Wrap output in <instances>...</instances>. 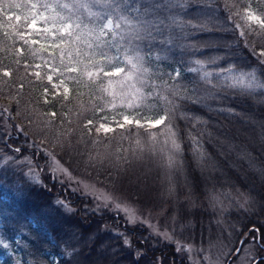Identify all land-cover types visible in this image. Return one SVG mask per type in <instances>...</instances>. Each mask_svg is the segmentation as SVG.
<instances>
[{"label": "trees", "instance_id": "trees-1", "mask_svg": "<svg viewBox=\"0 0 264 264\" xmlns=\"http://www.w3.org/2000/svg\"><path fill=\"white\" fill-rule=\"evenodd\" d=\"M41 2L53 5L40 11L56 20L38 19L33 30L29 0H0V240L9 245L0 243V264H192L181 243L229 245L255 232L252 264H264V87H229L230 73L220 75L235 69L264 84V57L258 55L264 28L246 19L248 12L264 19V0H126L121 7L139 9L132 16L139 17L136 27L145 37L138 42L150 70L144 91L159 93L147 101L150 108L134 109L119 99L112 107L102 88L119 77L96 76L101 58H89L96 35L88 29L98 28L99 16L111 9L103 0L91 8L97 16L81 8L80 29L61 43L59 33L42 29L54 32L69 10L57 0ZM197 60L205 68L190 71ZM204 71L212 73L211 84ZM164 109L170 110L164 124L118 126L124 115L154 121ZM100 124L114 131L97 133ZM51 157L74 176L163 214L179 244L119 213L97 210L91 197L56 179ZM236 198L244 200L242 208Z\"/></svg>", "mask_w": 264, "mask_h": 264}, {"label": "snow or ice", "instance_id": "snow-or-ice-1", "mask_svg": "<svg viewBox=\"0 0 264 264\" xmlns=\"http://www.w3.org/2000/svg\"><path fill=\"white\" fill-rule=\"evenodd\" d=\"M125 2L126 0H103V7L110 8L111 12L99 16L101 23L98 28L93 27L88 29L89 35H92L93 33L96 35L95 47L93 48L91 44L88 45V47L92 49L89 58L91 59L96 56L101 58L94 64V67L97 69V72L95 73L96 76L103 72L105 77H119V79L116 80L108 79L106 86L102 88V91L106 92L108 96L112 98V107L116 106L115 101L119 99L121 104L128 109L140 108L142 106L150 108L151 106L147 104V101L153 96H159V93L156 91L145 93L144 91V88L150 84V81L146 78V74L150 70L145 66L147 58L143 54V50L140 48L138 42L142 41L145 37L140 34L139 29L136 27L139 23V17L132 16V12H139V9L133 8L131 5L122 8L121 6ZM100 3L101 0H73L71 4H61L59 3V0H57V6L68 9L69 15L67 17H59L61 23L54 32L49 28H43L42 31L44 33H51L53 37L59 33L61 36V43H64L67 39L73 37L74 30L80 29L81 24L83 23L80 9L83 8L88 10L89 16H97L99 14L92 12L91 8ZM29 5L30 9L34 10L31 22L28 24L29 28H35L38 19L42 20L45 24L52 23L56 20V17L50 18L45 16L44 12L40 11L41 8L47 11L48 9L53 8V5L47 2H41V0H37L36 3H32L31 0H29ZM9 7L20 8L21 5L12 4L9 5ZM0 11H3V8H0ZM246 19L248 21H254L259 24L261 28H264V19H261L255 14L248 12L246 14ZM8 20H12V16H8ZM16 20L19 21L20 17L17 16ZM122 26H127L130 31L125 32ZM85 27H87V25H85ZM237 27H239V25H237ZM105 30H107V32ZM108 33H112L111 39L114 42L110 43L108 39H105ZM243 34V31H241V35ZM148 35L150 36L151 33L149 32ZM76 39L79 40V37H76ZM25 43H27V41H25ZM33 43H35V41H33ZM56 46L59 47V45ZM113 50L115 54L110 55L109 53ZM258 55L264 57V49H261ZM195 63L198 67L192 68L190 71L199 72L201 69L205 68V65L201 61L197 60ZM105 66H108L110 71L104 72L103 69ZM126 67L129 68L128 71H125ZM68 71L72 72L76 71V69L69 67ZM224 71L230 73L226 78V86L240 88L242 90H248L254 87H264V84H258L256 82V78L252 73L237 72L235 69H222L220 75H223ZM121 73H123V75H121ZM36 75L39 77V73H36ZM87 75L91 78L94 76V73L88 71ZM211 75L212 73L208 71L203 72V79L207 80L209 84H211V80L208 78ZM3 76L10 77L11 72L4 70ZM175 76H180L179 70H175ZM47 79L51 81L52 76L49 75ZM65 91H67V89H65ZM45 92H47V89H45ZM161 99L167 101L168 104H172V101L168 100L166 96L161 97ZM45 102H47V100ZM169 111V109H164L165 114L158 116V118L150 122L149 127L164 124L169 118ZM51 115L55 116V113H52ZM122 121V123L117 122L118 126L121 128H123L125 124L133 123V120H130L127 115L122 117ZM87 123L92 124V121L89 120ZM134 123L139 127H144V125L141 124V119H135ZM167 129L169 135L174 137L175 133L172 132L170 123L167 125ZM101 130L105 133L114 131L113 128L106 124H100L99 127L96 128L97 133ZM21 131L23 130L21 129ZM89 132H91V129H89ZM171 143L172 147L178 152L179 144L177 141L172 139ZM17 151H19V149H17ZM169 162L171 163V160ZM0 243H2L5 248L9 246L3 240H0Z\"/></svg>", "mask_w": 264, "mask_h": 264}, {"label": "rangeland", "instance_id": "rangeland-1", "mask_svg": "<svg viewBox=\"0 0 264 264\" xmlns=\"http://www.w3.org/2000/svg\"><path fill=\"white\" fill-rule=\"evenodd\" d=\"M39 27L40 26L37 22V25L33 30H37ZM129 119L133 120L130 117ZM134 121L135 120H133V122ZM150 122L152 121H141V124L149 126ZM106 125L112 128L111 125ZM49 159L56 179L63 184H67L79 194L91 197L96 203L97 210L119 213L129 224L144 225L149 229V232L153 236L158 237L165 242L179 244L172 232L168 230L163 214L142 210L126 199L124 200L92 182L74 176L67 167L62 165L54 157ZM235 202L240 208H242L244 200L236 198ZM247 236L249 235L246 234L241 238L233 239V242L231 241L229 245L220 242L218 244L202 247L193 243L184 245L181 243L179 247L186 252L192 264H252L258 257L257 239L259 236L256 232L249 237ZM246 237L249 241L247 243L244 242L241 248H239L241 239ZM237 251L238 253H236Z\"/></svg>", "mask_w": 264, "mask_h": 264}, {"label": "water", "instance_id": "water-1", "mask_svg": "<svg viewBox=\"0 0 264 264\" xmlns=\"http://www.w3.org/2000/svg\"><path fill=\"white\" fill-rule=\"evenodd\" d=\"M242 244H243V241L241 242V244H240V245H242ZM238 251H239V250H238ZM238 251H237V252H238Z\"/></svg>", "mask_w": 264, "mask_h": 264}]
</instances>
